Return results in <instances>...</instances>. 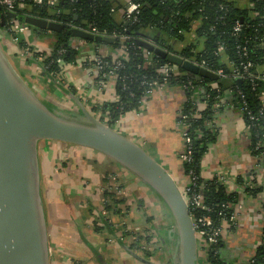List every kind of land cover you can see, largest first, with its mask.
<instances>
[{
    "label": "crops",
    "instance_id": "0c3cea01",
    "mask_svg": "<svg viewBox=\"0 0 264 264\" xmlns=\"http://www.w3.org/2000/svg\"><path fill=\"white\" fill-rule=\"evenodd\" d=\"M119 1L126 4L130 0ZM230 1L242 9L252 6L250 0ZM120 19L119 12L117 21ZM199 25V22L193 24L191 34L202 44L196 37ZM4 37L1 39L7 41L5 49L10 55L14 53V38ZM34 37V44L28 37L24 38L35 51L52 50V36ZM182 48L179 44L178 49ZM101 51L105 56L114 55L109 47H101ZM19 54L22 73L33 79L35 75H42V61H32L37 70H31L29 58ZM223 62H227L225 57ZM256 73L264 75V64ZM67 74L73 82L69 77L61 82L62 87L50 82L51 91H43L52 104L81 112V103L92 115L102 119L106 115L102 107L119 101L114 80L101 84L79 65H72ZM225 96V108L216 120L219 137L203 158L202 177L211 180L225 175L229 180L228 191L238 193L243 210L239 211L237 224L229 229L220 247V258L227 264H247L263 244L264 194L255 198L248 195L242 191L238 179L263 184L264 169L251 153L243 117L229 103L231 93L226 92ZM185 100L186 94L180 86L157 88L139 110L123 115L116 122L118 131L137 137L134 141L161 163L180 187L186 177L180 160L184 140L178 118ZM40 161L51 264H146L134 255L152 264H175L179 242L175 221L157 193L141 179L97 151L56 141L40 143ZM105 192L110 193L111 204L106 205ZM136 227L141 230L136 232ZM146 236L152 238L153 251L149 253L140 248L144 241L136 245L138 237Z\"/></svg>",
    "mask_w": 264,
    "mask_h": 264
},
{
    "label": "trees",
    "instance_id": "16d2710c",
    "mask_svg": "<svg viewBox=\"0 0 264 264\" xmlns=\"http://www.w3.org/2000/svg\"><path fill=\"white\" fill-rule=\"evenodd\" d=\"M141 6L137 13L138 23H119L117 15L111 12L112 8L121 11L124 4L119 0H62L58 5L63 15L61 20L66 19L76 24L89 23L109 34H123L130 36L127 41L116 40L113 44H98L99 48L109 47L115 53L123 49L124 55L115 56L106 55L105 61L110 64V68L120 65L117 73L120 80L116 85V92L119 98L118 102L109 103L108 108L102 107L104 114L111 118L109 125L114 126L120 118L132 111L139 110L142 105V99L148 85L144 82L159 81L162 77L156 71L153 65L146 66L144 52L138 42L142 35L148 38L158 46L167 49L169 52H180L178 45L187 44L180 53L190 55L192 49L197 61L206 60L208 67L214 71L222 70L227 77H219L217 81H211L206 78L194 76L192 74L183 76H174L168 82V86H181L184 82L191 80L194 85L192 91H186V100L183 104L180 114L187 115L186 124L189 125L188 132L193 141L192 162L183 164V171L186 175L194 171L195 175H201L202 161L209 149L215 144L219 137L218 128L215 121L218 115L225 108V93H231L229 103L237 110L246 108L243 113V119L246 125L250 126L251 153L254 157H260L264 148L256 150L257 142L264 129V120L252 121L251 116L258 117L259 111L264 107L260 95L264 91V81L258 80H236L233 78L230 65L240 66L242 62H252L254 64L253 73L257 68L264 64V0H250L251 8L242 9L230 0H130ZM26 8L19 10V16H34L38 18H56L53 17L54 11L46 6L39 7L32 4V0H25ZM70 13V14H66ZM78 19L75 21V17ZM24 21L14 19L0 6V35L12 36L17 43L14 45V53L29 52L31 61H42V76L47 82H54L58 85L59 73L66 64L76 62L79 55L78 51L72 47L74 40L71 31L65 27L61 33H52V50L50 55L35 51V48L24 37L19 38L12 32L13 23ZM199 22L196 29L198 40L202 42H187V36L193 32V24ZM237 23L242 24L240 32H235ZM34 35L43 37L45 32L31 28ZM157 40V42H155ZM93 42H90L92 44ZM189 44V45H188ZM225 48L227 62H223V57L217 53L219 46ZM246 47L247 55L238 49ZM62 50L66 52L61 53ZM103 54V53H102ZM154 60L160 64L166 62L161 57L154 56ZM29 61V62H30ZM100 81V78H97ZM220 104V107H217ZM103 120V118L101 119ZM182 122L181 118L179 119ZM259 163L264 168V157H260ZM202 180L199 181L201 183ZM240 186H245V182L238 179ZM246 192L252 197L264 194V183L256 185L254 188L247 187ZM106 198L110 199V193H105ZM206 202L209 203L218 213L221 205L236 204L238 202V193L229 192L226 187L216 182H208L206 191ZM106 205L108 203L106 202ZM264 211V203L262 207ZM152 238L146 236L138 237L136 245L141 241L151 244ZM264 241V229H263ZM222 244L217 246L220 250ZM142 248V247H140ZM216 250V251H217ZM146 251V250H145ZM150 252V251H149ZM146 251V253H149ZM205 264H227L220 258V253L215 254L211 251ZM248 264H264V245L259 247L255 256Z\"/></svg>",
    "mask_w": 264,
    "mask_h": 264
},
{
    "label": "water",
    "instance_id": "95a60500",
    "mask_svg": "<svg viewBox=\"0 0 264 264\" xmlns=\"http://www.w3.org/2000/svg\"><path fill=\"white\" fill-rule=\"evenodd\" d=\"M10 16L41 33H61L65 27L34 16L14 13ZM71 34L73 38L98 44L115 42L77 29ZM1 40L0 35V264H51L41 189L40 143L43 141L92 149L141 179L157 193L175 221L179 242L174 263L201 264L186 196L171 173L142 146L103 123L81 103V112L52 104L43 92L23 78ZM138 42L194 76L211 81L219 79L217 74L156 47L147 35L143 34Z\"/></svg>",
    "mask_w": 264,
    "mask_h": 264
},
{
    "label": "built area",
    "instance_id": "2783aa9c",
    "mask_svg": "<svg viewBox=\"0 0 264 264\" xmlns=\"http://www.w3.org/2000/svg\"><path fill=\"white\" fill-rule=\"evenodd\" d=\"M61 1L62 0H32V4L34 6H39V7L46 6L52 9L54 11L53 17H59V19L45 18V20H47L48 22L62 24L65 27H68L70 31L77 29V30L89 33L93 36H102V37L112 38L115 41L116 40L127 41L131 39V37L127 35L118 34V33L109 34L105 31H100L98 30L97 27L89 24L88 22L78 25L66 19L61 20V16L63 15V13L57 9ZM0 6L3 7L7 13H14V14H18L19 10H22L27 7L25 0H0ZM140 8L141 6L139 4L129 1L128 3L124 4L121 11H118L116 8H112L111 12L115 15H117L120 12L121 19L120 21H118L119 23H125V24L132 23L133 24V23L139 22L137 13L139 12ZM66 14H70V13H66ZM41 19H44V18H41ZM11 28L14 34L16 35L23 34L25 35V37H28L29 31L31 32L33 31L30 26L26 24L18 25L16 24V22L13 23V26ZM241 28H242V24L237 23L235 32H240ZM52 33L53 32L51 31H46L45 34L52 36ZM189 38L191 39V41H195V36H193L191 33L187 36V42H189ZM14 42L15 44L17 43L16 40H14ZM180 44H182L183 48L185 47V45H187L184 43H180ZM154 45L156 47L163 49L169 54H174L180 57L184 61L195 64L201 69L209 70L217 74L219 77H227V75H225V73L222 70L214 71L211 68H209L206 60L199 62L196 60L195 57L190 56L191 54H195L196 52L195 49L191 50L190 55H187V54L183 55L182 53H180L182 50H179L180 52L172 53V52H169L167 49L158 46L157 44H154ZM72 47L74 50L78 51L79 55L77 57L76 62L70 65H79V66H82L83 68H86L91 73V75H94L96 77V79L100 78L99 82L101 84H104L105 81L112 79L115 81L117 85L118 80H120V76L117 73L118 69L120 68V65H116L113 68L109 69L110 64L107 61H105V55L100 52V48L94 42L90 44V41L74 38L72 42ZM141 49L144 52V57L146 59V66L154 65L156 67L157 73L159 74V76L162 77L161 83H159L158 80L144 82V84L148 85V89L144 93V97L142 99V104H143L145 101H147L150 97L153 96L155 89L168 86V82L171 78H173L174 76L176 77L183 76L184 73L181 71L182 68H180L177 65L171 64L167 61L160 64L159 61L154 60V56L156 55L153 52L143 47H141ZM238 49L243 53L244 57L247 55L246 47L240 46ZM64 52L66 51L65 50L61 51V53H64ZM50 53L51 51H48L46 54L50 55ZM217 53L221 55L222 57L226 58L225 48L222 45L219 46ZM23 54L25 57L31 56L28 51L24 52ZM114 55L122 56L124 55V50L123 49L117 50L114 53ZM65 66L66 64L63 66L61 73H59V76H58L59 82H61L59 78L65 75V71H66ZM230 67H231L233 78L236 80H246L247 79L252 82H255L258 80L264 81V75H259L256 72L253 73L254 64L252 62H246V63L242 62L240 66L238 67L233 66L231 64ZM185 73H186L185 75L190 74L186 71ZM180 87L184 90L185 93L186 91H192L194 89V85L191 80L184 82L183 85H181ZM260 98H261L262 103L264 104V91L261 93ZM217 107H220V104H218ZM245 111H246L245 107H242L241 110H239V113L241 114L242 117ZM180 118L182 122L179 121ZM187 119H188L187 115L183 114L181 116V114H179L178 123L182 130V137L184 140V150L180 155V160L182 164L192 162L193 141H192L190 133L188 132L189 125L186 124ZM250 119L252 121H258L259 119L264 120V107L259 111L258 117L251 116ZM101 121L109 125L111 118L108 114H106L105 117H103V120ZM215 126L217 127L216 121H215ZM246 130H247V135H248V139L250 141V147H251L250 126L249 125H246ZM259 138L260 139L257 142L256 148H255L256 150L264 148V129ZM260 157H264V150L261 153ZM260 157H256L258 162L260 160ZM184 176L186 177L185 178L186 182H184V185L180 188L182 189L183 193L186 196L189 214L193 221V227L195 229L197 242H198L199 257L200 259L203 258L204 260L203 264H205V260L211 251H215V254L220 253V250L219 249L217 250L216 247L223 243L224 239L227 236L229 229L234 228L235 225L237 224L239 211L243 210V206L240 205L238 202L236 204L224 203L221 205V209L217 213L215 209L209 203L206 202L205 191H206L207 183L216 182L226 187L228 185L229 180L225 175H218L214 179L206 180L202 177V170H201L200 176L195 175L194 171L192 170L190 171L189 175H186L184 173ZM200 180H202L201 183H199ZM256 185H262V184L252 182V183H246L245 186H240V187L243 192L247 193L246 192L247 187L254 188L256 187ZM263 203H264V200H263ZM263 203H262V207H263ZM263 215H264V211H263ZM134 230H136V232H139L141 228L136 227L134 228ZM262 242H263L262 245H264V241ZM142 249L146 251H150V252L153 251V247L151 246V244L148 245L145 242H144Z\"/></svg>",
    "mask_w": 264,
    "mask_h": 264
},
{
    "label": "rangeland",
    "instance_id": "374dc122",
    "mask_svg": "<svg viewBox=\"0 0 264 264\" xmlns=\"http://www.w3.org/2000/svg\"><path fill=\"white\" fill-rule=\"evenodd\" d=\"M16 24H25V23H19V22H16ZM21 27V26H20ZM18 36H19V38H22V37H25V35H23V34H18ZM1 37L2 38H5L4 37V35L2 36L1 35ZM9 36H6V39H9L8 38ZM25 38H27V37H25ZM28 38H29V41L32 43V44H34V40H35V37H34V34L31 32V31H29V33H28ZM2 41V45H3V47L4 48H6L7 46H8V43H7V41H5L4 39H2L1 40ZM12 47V46H11ZM39 52H41L40 50H38ZM11 55V58H12V60L15 62V64H16V66H17V68H19L18 70L22 73L23 71H22V67L20 68L19 67V63H20V57H21V55L20 54H16V53H11L10 54ZM29 57H31V56H29ZM29 57H27L26 56V58H29ZM25 62H26V59L25 60H23V62H22V66L25 64ZM30 67H31V70L32 69H35V70H37L36 69V67H35V64L32 62V60L30 61V64H28ZM71 66L72 65H70V64H68V65H66L65 66V69H66V71H65V73L67 74V70L68 69H70L71 68ZM34 70V71H35ZM30 70H28V72H29ZM28 72H27V74H28ZM36 72V71H35ZM22 74H24V75H22L23 76V78L30 84V85H34L35 84V87L37 86L38 87V89L41 91V92H43V91H51L49 88H48V84L50 83V82H47L46 80H45V78L42 76V75H35L36 76V78L35 79H33L32 78V76L31 75H25V73H22ZM68 77H69V79L71 80V78H70V75H64L63 77H60L59 78V80L62 82V83H64V81L65 80H69L68 79ZM72 82H73V80H71ZM68 82V81H67ZM68 84H70L69 82H68ZM59 107H61V106H59ZM114 128H116V130H119L120 128H117V125L115 124L114 126H113ZM120 132H122V134H124L125 136H127V137H129V138H131L132 140H136L137 139V137H134L133 135H130L129 133H126V132H124L123 130H120ZM140 142V141H139ZM101 195H102V193H101ZM104 200L105 201H107V200H109V198L107 199L106 197H104ZM200 263L201 264H203L204 263V260H203V258H201L200 259Z\"/></svg>",
    "mask_w": 264,
    "mask_h": 264
},
{
    "label": "flooded vegetation",
    "instance_id": "af4514ba",
    "mask_svg": "<svg viewBox=\"0 0 264 264\" xmlns=\"http://www.w3.org/2000/svg\"><path fill=\"white\" fill-rule=\"evenodd\" d=\"M46 33V32H45ZM105 193H107V192H105ZM111 201L113 202V199H109V200H107L106 202L108 203V204H111Z\"/></svg>",
    "mask_w": 264,
    "mask_h": 264
}]
</instances>
